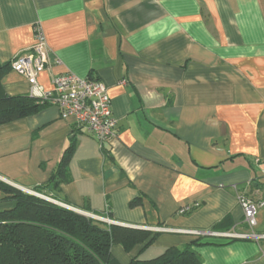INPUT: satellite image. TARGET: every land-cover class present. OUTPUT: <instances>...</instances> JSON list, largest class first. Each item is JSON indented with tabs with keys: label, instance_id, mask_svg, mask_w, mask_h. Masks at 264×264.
Listing matches in <instances>:
<instances>
[{
	"label": "crops",
	"instance_id": "crops-1",
	"mask_svg": "<svg viewBox=\"0 0 264 264\" xmlns=\"http://www.w3.org/2000/svg\"><path fill=\"white\" fill-rule=\"evenodd\" d=\"M36 25L49 49L40 84L67 73L105 84L118 132L107 158L47 106L0 127L1 182L48 184L74 144L50 195L126 228L167 229L143 252L114 246L119 264L196 240L181 231H251L239 197L264 203V0H0L1 64L35 45ZM3 90L30 87L11 70ZM253 231L264 235V207ZM205 238L203 264H264V240Z\"/></svg>",
	"mask_w": 264,
	"mask_h": 264
},
{
	"label": "trees",
	"instance_id": "trees-1",
	"mask_svg": "<svg viewBox=\"0 0 264 264\" xmlns=\"http://www.w3.org/2000/svg\"><path fill=\"white\" fill-rule=\"evenodd\" d=\"M11 70V62L0 63V127L49 106L30 96L7 95L3 78ZM73 151L71 144L53 179L33 190L40 197L0 181V202L11 204L0 211V264H119L112 254L114 246L120 245L126 252L141 246L143 252L160 237L156 232L107 225L62 207L60 204L66 203L50 192L68 179L67 165ZM109 151L108 145L102 148L107 158ZM210 244L215 242L197 237L185 248H170L149 261L134 257L130 264H203L194 248Z\"/></svg>",
	"mask_w": 264,
	"mask_h": 264
},
{
	"label": "built area",
	"instance_id": "built-area-1",
	"mask_svg": "<svg viewBox=\"0 0 264 264\" xmlns=\"http://www.w3.org/2000/svg\"><path fill=\"white\" fill-rule=\"evenodd\" d=\"M34 29L35 45L12 60V70L26 78L31 98L38 100L41 104L57 108L62 119H72L75 127L93 137L101 149L109 146L117 136L118 123L113 113L107 86L98 81L82 79L67 73L55 76L52 80V89L46 90L40 84L39 76L48 68L49 49L41 26L36 25ZM60 205L77 212L64 204ZM239 205L244 212L245 222L251 230L249 233L181 232L197 237L220 236L230 239L264 240V235H258L253 231L256 227V214L260 208L264 207V203H255L245 196H240ZM191 210L192 207L183 208L180 214L189 213ZM107 221L110 222V220ZM155 231L166 232L167 229L159 228Z\"/></svg>",
	"mask_w": 264,
	"mask_h": 264
},
{
	"label": "water",
	"instance_id": "water-1",
	"mask_svg": "<svg viewBox=\"0 0 264 264\" xmlns=\"http://www.w3.org/2000/svg\"><path fill=\"white\" fill-rule=\"evenodd\" d=\"M10 185H12V184H10ZM13 187H15V188H17L16 186H14V185H12ZM17 189H20V190H22V191H24V192H27V193H29V194H32V195H36V196H39V195H37V194H35L33 191H28V190H23L22 188H17ZM40 197V196H39ZM45 199V198H44ZM77 213H79V214H81V215H84V216H88V217H90L88 214H86V213H83V212H80V211H77ZM97 220H102V219H100V218H96ZM109 224L110 225H118V226H123L122 224H117V223H115V222H112V221H110L109 222ZM124 227V226H123ZM127 227V226H126Z\"/></svg>",
	"mask_w": 264,
	"mask_h": 264
},
{
	"label": "rangeland",
	"instance_id": "rangeland-1",
	"mask_svg": "<svg viewBox=\"0 0 264 264\" xmlns=\"http://www.w3.org/2000/svg\"><path fill=\"white\" fill-rule=\"evenodd\" d=\"M90 217H88V216H86V217H88V218H91V219H94V220H96V221H98V222H101V223H104V224H107V225H110L109 223H108V219L107 218H100V217H98V216H94V215H91V214H88ZM94 216V217H93ZM100 218V219H102V220H97L96 218Z\"/></svg>",
	"mask_w": 264,
	"mask_h": 264
}]
</instances>
